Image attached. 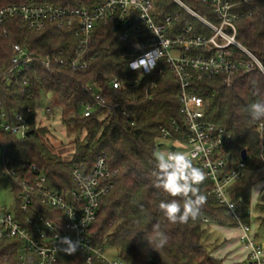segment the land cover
I'll use <instances>...</instances> for the list:
<instances>
[{
	"label": "trees",
	"instance_id": "16d2710c",
	"mask_svg": "<svg viewBox=\"0 0 264 264\" xmlns=\"http://www.w3.org/2000/svg\"><path fill=\"white\" fill-rule=\"evenodd\" d=\"M99 1L50 0L57 7L77 8L90 7ZM181 1L200 15L213 19L211 8L204 0ZM25 2L0 0V9ZM238 12L243 16L237 23V38L264 65V0L245 4ZM176 13L183 14L174 22L176 27L184 26L189 20L196 33L209 34L174 0H158L159 17ZM125 31L122 26L115 28L111 22H97L92 43L84 54L87 62L84 69L56 66L49 70L34 65L13 76L9 83L6 77L0 76V112L10 116L14 112L26 114L29 108L34 111L30 134L25 138L0 131L3 158L10 170L24 178H34L37 172L32 167L36 166L46 175L47 187L64 194L74 188L72 169L81 164L90 166L98 155L104 154L113 173L109 179L112 186L100 201L97 220L90 230L95 244L116 249L124 264H225L223 259L214 256L213 248L207 243V226L232 222L215 196L208 195L210 181L199 185V193L206 199L195 219L173 224L159 208L161 201L173 198L153 185L155 154L163 146L158 141L160 128H170L173 121L183 124L180 86L164 61L147 75L132 70L130 62L140 52L141 36L129 35L122 40ZM80 39L75 24L59 28L56 23L48 22L41 30H29L19 18H10L0 27V71L12 66L14 45L36 54L62 51V57L70 60L78 51ZM115 78L123 81L118 89L112 86ZM194 84L198 89L193 91L207 101L206 120L231 135L227 149L231 157L226 169L234 168L241 160V152H247L246 171L227 188V194L243 213L245 222L252 223L253 189L256 184H262L256 209L264 224V120H252L248 113L250 104L257 100L264 102V75L258 69L237 75L231 87L220 76L203 78ZM89 86L93 91L87 90ZM94 92L106 100L109 108L95 103ZM49 93L72 112L61 118L62 124L74 133L68 159L53 145L49 127L38 125L40 103ZM84 104L94 106L90 116L83 114ZM43 114L50 118L46 108ZM33 212L51 217L56 211L35 202L33 211H18V219L24 222L25 216ZM205 218L209 221H203ZM157 224L168 237V243L158 251L149 243L150 239H156L153 226ZM37 261L38 256L21 240L0 239V264H36ZM55 264H85V254L79 253L75 258L60 255ZM94 264L107 263L96 261Z\"/></svg>",
	"mask_w": 264,
	"mask_h": 264
},
{
	"label": "built area",
	"instance_id": "2783aa9c",
	"mask_svg": "<svg viewBox=\"0 0 264 264\" xmlns=\"http://www.w3.org/2000/svg\"><path fill=\"white\" fill-rule=\"evenodd\" d=\"M252 1L204 0L212 11L213 19H210L181 0H174L184 13L197 19L209 31L206 35L196 33L189 20H186L184 26L176 27L174 22L183 17L181 13L159 17L158 0H100L90 7L82 8L57 7L50 0H26L23 5L0 9V27L10 18H19L21 24L29 30H41L48 22L56 23L59 28L75 24L81 36L78 51L73 59L66 60L62 57V51L36 54L20 45H14L12 66L4 72L0 71V76L6 77L9 83L13 76L34 65L49 70L56 66L86 68L84 54L92 43L97 22H111L115 28L122 26L126 30L121 36L122 40H126L129 35H140V52L130 62V65L135 64L131 69L147 75L156 69L160 61H164L180 86L183 124L173 121L170 128L162 126L158 141L163 146H170L168 152L185 153L193 165L203 170L205 180L211 183L208 195L215 196L233 226L238 229L239 242L247 252L248 264H264V247L256 241L252 223L245 222L243 213L227 194V188L246 171L245 161L241 159L234 168L226 169L230 159L227 149L231 135L223 127L206 120L207 101L193 91L198 89L194 82H200L203 78L220 76L223 83L231 87L237 75H247L256 69L264 75V65L237 38V23L243 16L238 9ZM122 82L115 78L112 81L113 88H120ZM87 90L93 91L91 86ZM94 93L95 103L102 108H109L106 100ZM50 97L53 98V94L49 93L46 99L50 100ZM46 111L51 113L48 107ZM93 111L92 104L83 105L85 116H90ZM33 113L32 108L26 114L14 112L10 116L1 111L0 131L19 139L25 138L33 122ZM2 159L4 169L14 184L16 213L0 212V239L21 240L25 247L38 256L36 264H55L60 255L75 258L79 253L85 254V264H94L96 261L124 264L119 258L108 260L105 257L107 247L95 244L90 232L97 220L100 201L112 186L109 179L113 173L109 169L106 155H98L90 166H75L71 171L74 188L64 194L49 189L46 175L39 172L36 166L32 167L37 172L36 176L24 178L10 170L8 161ZM35 202L54 209L55 214L48 217L33 212L27 214L24 222H21L18 211H33ZM203 221L209 220L205 218ZM64 237L80 242L75 254L68 255L60 250L66 247L61 243Z\"/></svg>",
	"mask_w": 264,
	"mask_h": 264
},
{
	"label": "clouds",
	"instance_id": "9594fccd",
	"mask_svg": "<svg viewBox=\"0 0 264 264\" xmlns=\"http://www.w3.org/2000/svg\"><path fill=\"white\" fill-rule=\"evenodd\" d=\"M248 113L252 120H264V102L257 100L250 104ZM153 173L154 187L173 198L159 204L167 220L173 224H183L190 218L195 219L206 199L199 193V185L206 178L203 170L194 166L185 153L160 151L155 154ZM153 234L156 239L155 241L150 239L149 243L158 251L168 243V237L160 231L158 224L153 226ZM61 243L66 247L60 250L68 255L75 254L80 246L79 241H72L69 237L62 238Z\"/></svg>",
	"mask_w": 264,
	"mask_h": 264
},
{
	"label": "rangeland",
	"instance_id": "374dc122",
	"mask_svg": "<svg viewBox=\"0 0 264 264\" xmlns=\"http://www.w3.org/2000/svg\"><path fill=\"white\" fill-rule=\"evenodd\" d=\"M40 107L41 110H39L40 112L38 115V125H46L49 127L52 134L53 145L56 147L57 151H60L63 154L65 159H68L69 152L71 151L74 141V133L62 124L61 118L62 116L67 117L69 114H71L72 113L71 110L65 107V105L62 104L55 95H53V98L50 97V100L48 101L45 98L40 103ZM46 107H48L52 112L50 113V118H47L46 115L43 114V109H45ZM169 149L170 146L166 144L158 148L157 153H159L160 151L168 152ZM2 157H3V148L0 145V212L2 213L6 212L15 215L16 207L14 205V196H15L14 187L12 185L11 179L9 178L7 172L4 169ZM262 186L263 185L259 183L256 184L253 189L250 212L253 218L252 226L256 235V241L264 247V224H261L259 220L260 214L256 209V204L259 201V194ZM212 225L209 224L211 230L214 227ZM226 226L232 227L233 225L231 224ZM232 228L231 230H227L228 234H226L225 232L222 233V232H216V230H212L215 233L214 235L216 237L211 236L212 240L211 238L210 239L208 238L207 239L208 245H210L213 248V250H215L216 248L214 246L217 245L212 244L213 243L212 241L220 237H221L220 239L225 240L227 239L226 237H228V240L234 245L233 250H235L236 248L238 249V247L243 249L242 245L239 242L238 235H236V231L238 229L236 227H232ZM105 257L108 260H115L118 258V252L116 249L108 247L105 251ZM238 264H248V261L245 262L243 261Z\"/></svg>",
	"mask_w": 264,
	"mask_h": 264
},
{
	"label": "crops",
	"instance_id": "0c3cea01",
	"mask_svg": "<svg viewBox=\"0 0 264 264\" xmlns=\"http://www.w3.org/2000/svg\"><path fill=\"white\" fill-rule=\"evenodd\" d=\"M49 99H47L48 101ZM213 227L212 230H216V232H222V233H226L228 234L227 230H231L232 227L234 226H226V225H219V224H215V223H210ZM233 229V228H232ZM210 229V227L208 228V234L207 237L210 239L211 236L216 237L214 234V232ZM238 230L236 231V235H238L239 237V232ZM213 237V238H214ZM221 238V237H220ZM220 238H217L215 240H213L212 244H216L217 246H214L216 249L213 251L214 256L224 259L226 264H238L240 262H245L247 261V252L246 250L239 248H236L235 250H233V244L228 240V237H226L227 239L222 240ZM212 240V238H211ZM237 244V243H236ZM238 245V244H237ZM239 246V245H238ZM243 247V246H242Z\"/></svg>",
	"mask_w": 264,
	"mask_h": 264
},
{
	"label": "water",
	"instance_id": "95a60500",
	"mask_svg": "<svg viewBox=\"0 0 264 264\" xmlns=\"http://www.w3.org/2000/svg\"><path fill=\"white\" fill-rule=\"evenodd\" d=\"M126 27H128V23H126V25H125ZM30 133H28V135H29ZM229 158L231 157L230 155L228 156ZM241 159L243 160V161H245L246 159H247V152L245 151V150H243L242 152H241Z\"/></svg>",
	"mask_w": 264,
	"mask_h": 264
}]
</instances>
